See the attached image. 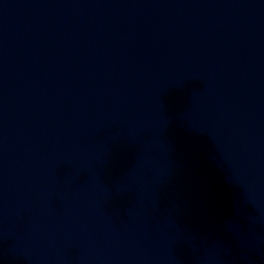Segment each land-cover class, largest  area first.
I'll return each instance as SVG.
<instances>
[{
    "label": "water",
    "instance_id": "1",
    "mask_svg": "<svg viewBox=\"0 0 264 264\" xmlns=\"http://www.w3.org/2000/svg\"><path fill=\"white\" fill-rule=\"evenodd\" d=\"M0 264H264V0H0Z\"/></svg>",
    "mask_w": 264,
    "mask_h": 264
}]
</instances>
